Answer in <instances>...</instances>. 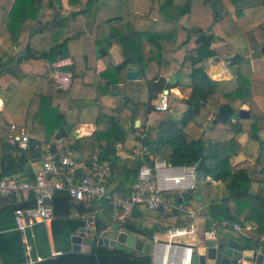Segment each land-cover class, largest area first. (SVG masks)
I'll return each instance as SVG.
<instances>
[{"label": "trees", "instance_id": "1", "mask_svg": "<svg viewBox=\"0 0 264 264\" xmlns=\"http://www.w3.org/2000/svg\"><path fill=\"white\" fill-rule=\"evenodd\" d=\"M191 1L146 0L145 22L138 25L136 0H68L70 8L78 10L73 13L56 0H15L0 27L4 38L0 45V88L12 81L18 85L13 98L0 111V178L28 171L21 179L33 180L46 155L61 159L68 148H77L86 160L82 174L97 156L100 162L110 165L109 186L129 195L144 164L154 172L157 158L173 166L194 165V188L164 194L175 202H187L207 218L230 219L243 225L255 223L258 236L264 235V129L260 122L264 109L257 101L264 97V68H255L252 59L239 53L231 41L215 46L214 33L184 25L182 17L190 12ZM206 1L219 11L215 22L228 38L245 34L249 46L262 51L264 0ZM99 10L104 12V20L94 37L68 34L73 21L91 30ZM44 30L52 34L49 48L30 44V38ZM24 31L29 34L22 50L26 54L19 56L13 50ZM201 33L205 34L202 42L189 46L192 38ZM75 41L78 47L74 50ZM100 47L114 63L96 72ZM215 56L231 57V63L237 66L231 78L214 79L209 74V60ZM67 57L73 59L69 69L81 78V96L93 100L80 108V121L87 118L97 126L90 136L76 138L75 124L66 129L67 116L59 105H54L53 94L48 92L54 63ZM107 59L111 64L109 56ZM129 69L139 70L146 85L144 96L138 94V84L128 89L129 82L136 83L127 78ZM169 78L173 83H168ZM119 83L125 88L123 106L105 105L104 97L117 94L115 87ZM175 87L187 95H178L180 91ZM165 89L177 93L169 92L168 114L162 116L154 100ZM224 103L233 106V117L227 123H213L212 116ZM241 109L249 110L250 116H240ZM139 118L141 123L136 126ZM124 120H130L141 153L133 149L125 157L118 153L115 143L125 142L129 135ZM13 125L28 131L27 148L10 139ZM241 134L247 135L245 142L240 140ZM57 138L61 143L56 142ZM240 153L245 160L235 164L234 158ZM213 181L225 183L226 196L213 195ZM50 202V231L45 222L22 231L16 228L15 210L36 206L34 194L25 198L15 193L0 199V264H158L152 254L124 244H99L98 233L118 221L129 232L164 241L171 228L190 221L183 211L165 213L160 208H149L145 202L136 204L121 221L116 218L117 209L108 201H74L65 190L56 191ZM87 214L94 216L97 231L92 249L73 251L72 236L88 224L76 217ZM196 220L202 229L209 226L206 219ZM219 233L251 241L227 228H221Z\"/></svg>", "mask_w": 264, "mask_h": 264}, {"label": "built area", "instance_id": "2", "mask_svg": "<svg viewBox=\"0 0 264 264\" xmlns=\"http://www.w3.org/2000/svg\"><path fill=\"white\" fill-rule=\"evenodd\" d=\"M70 60L61 59L54 65L51 77L58 88L64 89L71 84L73 72L65 69ZM169 89H165L154 102L155 109L165 112L169 109ZM10 135L12 141H17L22 148L29 146V133L26 129H16ZM117 151L122 150L121 142L115 143ZM134 152L141 153L137 148ZM79 162L71 149L67 154L57 159L54 154H48L43 159V166L33 180L21 179L20 175L0 178V199L15 193H21L25 198L31 194L36 197L37 205L29 208L15 210L16 228L25 231L37 222H48L52 219L51 199L58 190L68 191L76 200L93 199L100 203L108 201L117 209L116 218L123 221L127 218L135 205L145 202L149 208H160L165 213L180 210L187 213L190 219L186 225L176 226L169 230L167 240L159 237L153 239L152 258L158 264H191L193 247L183 245L180 238L194 234L198 227L197 218L209 221V226L204 229L205 238H214L219 235L221 228L235 231L251 240L264 241V235L253 236L247 231L250 226L230 219H212L201 216L187 202H175L171 196L165 195L166 191L180 190L195 187V166H173L165 160H156L154 170L149 164H144L139 171V179L134 184L129 195L123 189H112L109 186L108 162H100L95 156L93 163L84 174L78 173ZM121 210V211H120ZM102 231L98 233V237ZM31 247L28 246V249Z\"/></svg>", "mask_w": 264, "mask_h": 264}, {"label": "crops", "instance_id": "3", "mask_svg": "<svg viewBox=\"0 0 264 264\" xmlns=\"http://www.w3.org/2000/svg\"><path fill=\"white\" fill-rule=\"evenodd\" d=\"M56 1L61 2V6L63 8H66V9H70L72 13L78 11V10H74V9L70 8L68 0H56ZM14 3H15V0H0V27H1V24H2V21L5 17V15L7 14V12H9L12 9ZM145 7H146V0H136L135 9H134L135 10L134 12L136 14V18L135 17L134 18L136 19L138 25H142L145 22V19L143 18ZM233 13H234V10H233ZM215 16H216L215 10H214V7H213L211 2L206 1V0H192L191 1V10L186 16H183L182 23L188 27L189 26H197V27L203 28L204 31H205V29H209V31L215 32L217 41L214 42V45L218 46V45L229 42L232 38H230V40H229V38L226 36V40L222 41L223 39L218 37V34H224V33H223L220 25L217 22H215ZM103 20H104V12L102 10H99L97 17H96V20H95V23L92 26L91 30L87 29V27L84 24L73 21L69 26L68 34L71 36L75 33H78L81 35L82 38L94 37L96 32H97L99 25L102 23ZM51 35L52 34L48 30H44L42 32H39V33L33 35L30 38L29 42H30V44H32L33 46H35L39 49H48L50 46ZM28 36H29L28 31H24L21 34L20 43L18 45L16 44L15 49L13 50V53H16L19 56L23 55L22 50H23L24 45H26V43L28 41ZM196 37H197V35L194 38H192L189 46H194ZM236 40L239 42V38H237ZM3 41H4V38L0 34V45L3 43ZM231 41L233 42V40H231ZM77 43H78L77 41L72 43L73 44L72 47L74 50L77 49V47H78ZM107 56H111V55L108 53H106L104 55L99 54L98 58L96 59V64H95L96 72H100V71L107 69V68L112 66L114 61H111V64H109ZM63 59H65V61L70 60V62L67 63V66L64 67L65 69L69 70V66L73 63V59L71 57H67V58H63ZM216 61H217L216 64H213L212 60L210 59L209 64H208V68H207L209 74L214 79L231 78L234 75L235 70L237 68L236 65L231 66L229 69V68L221 67V65L224 63L223 61L222 62L218 61V60H216ZM252 61H253V66L255 68H264V54L261 56H256V58ZM220 63H222V64L220 65ZM50 78H51L52 84H51V86L48 87V92L53 94L54 105H59V107L62 110H64V112L67 116V121H68V125L70 126V129H71V126L73 124H75V129H74L75 137L79 138V137L92 135L93 132L97 128L96 124L94 122H92V120L87 119V118L80 121V119H82L81 114H80V108L93 103L92 99L85 98V97L81 96V93H80V91H81V78L75 77V75L73 74L71 84L68 85V87H66L64 89L57 87V85L54 83V81L51 77V74H50ZM129 80H132V79H129ZM134 81H136V83L135 82L134 83L129 82L128 89H131L134 84H138V87H140V84L144 82L140 78L135 79ZM168 82L173 83V81L171 79H168ZM175 88L180 91L178 94L182 93L180 88H178V87H175ZM124 89H125L124 84L119 83L117 85V87H115L117 94L107 95L104 97L105 105L110 106V107H114V108L122 107L124 104V100H123ZM17 90H18V85H17V83H15L13 81L10 82L5 87L0 88V99L2 101L0 103V111H2L5 108L6 104L13 98V96L15 95ZM170 91H172V90H170ZM174 92H176V91H174ZM138 94L140 96H142L143 91L141 90V93L139 92ZM257 101L260 104V106L264 109V97L257 98ZM260 122H261L262 128L264 129V117H262L260 119ZM123 125L126 128V130L129 131V135H128L127 140L125 142H121L123 144V148H122V150L118 151V153L125 157L128 155H131L129 153L130 149H133V151H134V148H137L138 141L136 140L135 132H133L131 130L130 120H124ZM10 131H11V133L14 132V130L12 128L10 129ZM75 131H78L79 134L76 135ZM239 138L242 142H245L247 140V135L241 134V135H239ZM61 141H62L61 138L56 139L57 143H61ZM71 151L74 153L75 157L77 158V160L79 162L80 167L78 168V173L81 175L82 174L81 170L86 169V165H85L86 160L84 158H82L81 153L77 148L74 150H71ZM156 160L160 161L161 159L157 158ZM244 160H245L244 154L240 153L239 155L235 156L234 163L239 164V163H242ZM212 192H213V195L215 197H223V196H226V194H227V187H226L225 183H223L222 181H213ZM72 199L74 201H80V200H76L74 198H72ZM89 215H92V214H87V215H83V216H89ZM51 220L46 222L47 226L49 227V231H50ZM85 220L88 221V224L86 226L94 227L93 221L91 222L88 219H85ZM93 220H94V218H93ZM198 223H199V221L197 222V224ZM252 224L256 225L255 223H251V225ZM198 230H199V227H197L195 233H197ZM203 232H204V229H203ZM195 233L191 234V235H196ZM222 234L231 235L229 233H222ZM258 235H259L258 232H256V230H253V236H258ZM186 237H183V238H185L184 240L181 239L182 237L180 238L181 242L184 244H191V243L200 244V243H203V240L206 239V238L202 239L201 236H199V237L198 236L197 237L192 236L190 239L186 238ZM194 238L196 239L195 241L193 240Z\"/></svg>", "mask_w": 264, "mask_h": 264}, {"label": "water", "instance_id": "4", "mask_svg": "<svg viewBox=\"0 0 264 264\" xmlns=\"http://www.w3.org/2000/svg\"><path fill=\"white\" fill-rule=\"evenodd\" d=\"M218 10H215L216 15ZM221 39H226V35L218 34ZM205 38V34L201 33L195 38V43L199 44ZM17 45L19 42L16 43ZM264 52V47H261ZM100 54H106L105 49L99 48ZM26 53H23L25 55ZM215 60H221L220 56H215ZM231 58V57H228ZM110 61L113 58L109 56ZM128 79H139L140 72L137 69H129L126 72ZM1 102V99H0ZM234 108L229 103H224L215 113L213 123L222 122L227 123L233 117ZM240 116L249 117L250 111L247 109L240 110ZM141 119H136L135 125L139 126ZM69 130L70 126L66 125ZM78 135L79 132L75 131ZM28 172L20 173V176L26 175ZM201 195H198V199ZM79 219H88L93 221V216H78ZM102 235L98 237V243L106 246H115L117 244H124L130 248H134L144 254L150 255L152 253L153 240L147 238L143 234L129 232L121 222L115 221L111 225L103 228ZM97 233L95 227L81 226L77 232L72 236L73 251L89 252L92 249L94 235ZM193 247V254L191 264H264V241L259 239L245 242L235 235L219 234L214 238H206L200 244H183ZM54 250V248L52 247Z\"/></svg>", "mask_w": 264, "mask_h": 264}, {"label": "rangeland", "instance_id": "5", "mask_svg": "<svg viewBox=\"0 0 264 264\" xmlns=\"http://www.w3.org/2000/svg\"><path fill=\"white\" fill-rule=\"evenodd\" d=\"M219 13V12H218ZM216 14V13H215ZM186 16V15H185ZM183 18V17H182ZM205 32H207V33H214L215 35H216V33L215 32H212V31H209V29H205ZM198 36V35H197ZM237 38H239V42L236 40ZM226 40V39H225ZM224 39L222 40V41H225ZM229 40H230V38H229ZM231 40H233V42L231 41ZM230 41L234 44V46H235V48L238 50V52L239 53H241V54H243V55H246V56H249L252 60H254L255 58H256V56H261V55H263L264 54V52H262V51H259V50H255V49H253V48H251L250 46H249V42H248V39H247V37H246V35L245 34H236V35H234L233 37H232V39H231ZM236 41V42H235ZM238 42V43H237ZM222 59L221 60H218V61H223L224 63L222 64V63H220V65H221V67H224V68H229L230 69V67L231 66H233V64L231 63V61H230V59L231 58H228V57H221ZM211 60H212V62H213V64H216V60L214 59V58H211ZM214 60V61H213ZM169 79H171V78H169ZM172 80V79H171ZM169 83V82H168ZM140 89H139V92L141 93V90L143 91V95H145V91H146V85H145V83L143 82V83H141L140 84V87H139ZM172 90V89H171ZM173 91V90H172ZM177 91V90H176ZM174 92V91H173ZM174 93H177V92H174ZM178 94V93H177ZM178 95H180V96H185V95H187V93H185V92H182L181 94H178ZM156 100L157 99H155L154 100V102H156ZM168 114V112L166 111V112H162L161 113V115L162 116H166ZM175 114V113H174ZM213 118H214V116H212ZM218 126H220V127H224L222 124H219ZM200 189L201 190H203V187H202V185H200ZM201 215V214H200ZM201 216H203V215H201ZM203 218V217H202ZM247 226H250V228L247 230L248 232H249V234H251V235H253V230H256V225H254V224H252L251 225V223H247ZM229 232V231H228ZM233 232H235V231H233ZM196 235H187V237L186 238H191L192 236H194V237H199V236H201L202 237V239H205V236H204V232H203V229L201 228V227H199V230L197 231V233H195ZM235 234H237L238 236H239V234L238 233H236L235 232ZM182 240H184L185 238H181ZM194 241L196 240L195 238L193 239ZM242 240L243 241H245V242H250L248 239H244V238H242Z\"/></svg>", "mask_w": 264, "mask_h": 264}, {"label": "bare ground", "instance_id": "6", "mask_svg": "<svg viewBox=\"0 0 264 264\" xmlns=\"http://www.w3.org/2000/svg\"><path fill=\"white\" fill-rule=\"evenodd\" d=\"M1 102H2V101H1ZM1 102H0V103H1Z\"/></svg>", "mask_w": 264, "mask_h": 264}]
</instances>
